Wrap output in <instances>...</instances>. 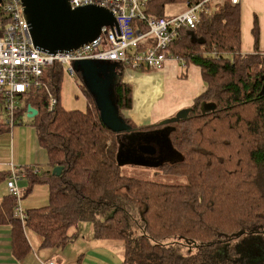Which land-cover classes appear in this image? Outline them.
Instances as JSON below:
<instances>
[{"label":"trees","instance_id":"1","mask_svg":"<svg viewBox=\"0 0 264 264\" xmlns=\"http://www.w3.org/2000/svg\"><path fill=\"white\" fill-rule=\"evenodd\" d=\"M202 1L148 0L147 11L168 16L167 6L181 13ZM254 32V51L242 53L240 4L205 2L197 27L182 29L171 51L186 65L200 66L206 89L189 115L154 124L138 125L123 113L133 106V86L123 78L127 67L115 79L122 119L115 126L87 93L86 110L65 108L60 95L64 68L59 62L46 67L43 85L29 90L17 115L27 113L28 105L38 110L32 126L49 167L38 165V173L30 168L22 194L45 183L49 203L26 211L23 224L15 215L17 196L1 199L0 224L12 226L14 254L20 258L30 250L26 230L39 234L43 246L62 248L78 236L82 222H90L95 238L123 243L122 264H253L240 244L228 241L264 227V52L257 24ZM50 94L57 98L53 109ZM166 125L172 129L163 135L178 159L162 162L159 169L184 176L187 183L124 174L120 144L155 138ZM9 129L0 119V134ZM56 166L62 167L60 174L53 172ZM9 176L10 171H0V184Z\"/></svg>","mask_w":264,"mask_h":264},{"label":"built area","instance_id":"2","mask_svg":"<svg viewBox=\"0 0 264 264\" xmlns=\"http://www.w3.org/2000/svg\"><path fill=\"white\" fill-rule=\"evenodd\" d=\"M204 0L186 11L157 17L148 13V0H70L73 8L97 4L108 8L116 23L103 26L92 41L69 51L50 53L36 47L30 24L24 17L22 0H0V119L10 128L21 123L18 112L25 106V97L32 87L43 85L46 67L59 62L65 73L77 77L76 63L80 61L115 62L120 67L163 69L169 60L181 66L185 61L171 51L172 43L182 29L193 30L200 22ZM233 4L240 0H230ZM20 102H23L21 104ZM57 98L50 94L49 106L55 107ZM35 173L40 169L33 168ZM23 173L14 168L7 181L8 191L21 199L18 180ZM16 217L25 223L26 213L17 205ZM42 264H57L54 260Z\"/></svg>","mask_w":264,"mask_h":264},{"label":"crops","instance_id":"3","mask_svg":"<svg viewBox=\"0 0 264 264\" xmlns=\"http://www.w3.org/2000/svg\"><path fill=\"white\" fill-rule=\"evenodd\" d=\"M239 4L241 7L242 53H250L255 49L256 37L254 27L256 24L259 27V49L264 52V0H240ZM110 63L114 64L113 72L118 76L117 73L121 67L115 62ZM150 72L159 75L160 79L155 80V83L146 89L142 88V84L144 81L147 82L146 77L153 76L147 74L149 72L126 68L123 73L124 80L133 86V106L130 109L124 110L123 113L138 125L154 124L172 117L179 119L184 115H189L195 98L206 89L201 68L194 63L187 65L185 63L184 66H181L177 61L169 60L163 69L152 70ZM78 77L79 75L77 77H70L67 74L63 76L61 93L63 92L66 101L62 102L61 94V103L67 109H71L72 107L67 106L70 105L71 100L69 95L70 84L65 83L67 81L66 78L79 81V85L87 93L83 79ZM63 85L65 86L64 88ZM87 94L91 96L89 93ZM14 129L15 127L9 129L12 136H15L17 133H15ZM15 148H18V144ZM29 148L31 149V145ZM40 148L42 147L40 146ZM17 158L19 160V156H15L14 149L13 156L9 162L8 159L0 161V163L9 164V167L0 169V171L12 172V168H14L18 173H23L22 177L18 180V185L22 188L23 192L30 168L39 167L38 165L41 164L43 157L38 152L37 163H34L32 167L29 166L32 164L31 158L26 161L27 164L20 166L16 165ZM6 183L4 181L0 184V201L9 193ZM26 234L30 250L19 258L13 252L12 226L10 224H0V264H42V261L46 262L49 260H54L57 264H70L71 256L74 254L82 255L85 264H115L112 258L104 255V252L100 248H96L97 244H99V247L105 244L102 241H98L94 233L92 234L93 237L89 240L90 245H93L94 248L84 250L83 252L80 250V252L76 253L67 251L66 245L69 242L62 249L45 247L43 246V239L39 234L30 229L26 230Z\"/></svg>","mask_w":264,"mask_h":264},{"label":"rangeland","instance_id":"4","mask_svg":"<svg viewBox=\"0 0 264 264\" xmlns=\"http://www.w3.org/2000/svg\"><path fill=\"white\" fill-rule=\"evenodd\" d=\"M166 11L169 14L179 13V8H174L173 6H167ZM147 74H151L153 76L146 77L147 82L142 84V88L146 89L151 87L155 82V80L160 79L159 75L152 74L149 72ZM79 78V77H78ZM115 79V77H113ZM66 84H70V105L72 109L86 110L88 107V96L86 92L79 85V81H75L73 79L66 78ZM65 86L63 85V88ZM62 94V102L66 101L63 92ZM60 94V95H61ZM23 104V102H20ZM63 105V104H62ZM65 107V106H64ZM186 115L180 117L183 118ZM23 124L17 125L14 131L16 135L12 136L10 131L3 132L0 135V161L8 159V162L13 156V152L15 149V156H19V160L17 158L16 164L17 166L27 164V160L32 159V166L34 163H37V153L40 152V155L43 157L41 161V167L48 169L47 164V155L43 148H40L36 133L33 128V117H28L27 113H23L21 117ZM172 129V125H166L162 128L161 135L155 138H143L141 141L143 144H149L153 146L156 151L152 154L142 153L139 149L140 144H131L127 145V142H123L120 144V160L119 165L121 166V170L124 174L137 177L146 180H154L162 183L168 184H184L187 183V178L184 176H178L173 174H167L159 169V165L162 162H172L178 159V156L172 152L171 146L168 142L167 136L163 135V133H167ZM17 130V131H16ZM127 134L129 132H126ZM128 137V136H126ZM120 138H125L124 133L120 136ZM125 140V139H124ZM18 144V148L15 147ZM31 145V149L29 148ZM10 151V152H9ZM15 165V166H16ZM9 164L0 163V169L8 168ZM23 193V192H22ZM49 203V186L45 183L36 184L30 192L26 195L21 194V199L18 202L19 206L26 213V211L33 208H40L46 206ZM264 226V225H263ZM92 224L90 222H82L79 225V234L78 237L74 238L72 242L70 241L66 245V249L69 252L76 253L82 252L85 250H89L90 248H94L93 245H90L89 240L93 237L92 232ZM257 229V230H256ZM252 230H244V233L240 236V239H235L228 241L230 244H236L235 247L240 244L241 252H244L248 255L249 260L253 264H264V249L262 246L264 245V227H257ZM98 241H102L105 245L99 247L97 244L96 248H100L103 251L104 255H108L112 258L115 264H122L124 260V247L122 242L108 241L105 239H98ZM262 245V246H261ZM63 248V247H62ZM60 248V249H62ZM79 250V251H78ZM250 251V253H249ZM242 255V256H243ZM70 264H85L82 255L74 254L71 256ZM82 261V263H81ZM87 262V261H86Z\"/></svg>","mask_w":264,"mask_h":264},{"label":"water","instance_id":"5","mask_svg":"<svg viewBox=\"0 0 264 264\" xmlns=\"http://www.w3.org/2000/svg\"><path fill=\"white\" fill-rule=\"evenodd\" d=\"M24 17L30 24L33 43L39 49L55 53L79 48L92 41L103 26L116 23L113 13L103 6L88 4L73 8L70 0H22ZM110 62L80 61L76 63L81 72L87 93H89L110 125L122 124L117 111L115 82L117 75ZM115 77V79L113 78ZM38 110L28 105V117H35ZM139 149L144 153H155L156 149L143 144ZM61 166L53 169L60 174Z\"/></svg>","mask_w":264,"mask_h":264},{"label":"bare ground","instance_id":"6","mask_svg":"<svg viewBox=\"0 0 264 264\" xmlns=\"http://www.w3.org/2000/svg\"><path fill=\"white\" fill-rule=\"evenodd\" d=\"M145 82V81H144Z\"/></svg>","mask_w":264,"mask_h":264}]
</instances>
